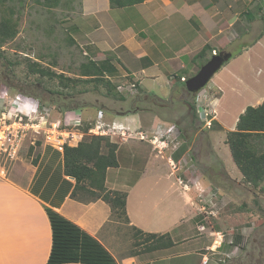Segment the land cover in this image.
<instances>
[{"label":"crops","instance_id":"obj_1","mask_svg":"<svg viewBox=\"0 0 264 264\" xmlns=\"http://www.w3.org/2000/svg\"><path fill=\"white\" fill-rule=\"evenodd\" d=\"M76 16L73 36L85 55L112 67L115 83L136 81L132 94L109 96L120 100L122 108L125 103L132 106L124 111L98 103L70 105L67 100L60 105L54 99L48 106L60 114L55 122L69 113L80 118V127L90 124L88 134L107 135L117 143L118 166L106 170L105 186L126 192V225L167 232L174 245L135 255L118 252V224L109 204L70 197L75 180L64 174L62 147L43 134L29 160H22L11 177H0V264H46L51 227L45 206L96 237L118 264H214L212 255L229 250L218 222L222 215L198 193L188 195L198 184L192 165L197 156L204 157L207 168L215 157L220 159L204 131L211 129L212 120L226 139L245 108L264 99V0H144L119 8H112L109 0H80ZM206 44L228 56L204 88L209 124L198 120L197 111L192 114L184 98L170 102L173 94L187 90L185 80L213 54L193 60ZM58 108H65L64 113ZM177 127L179 135H171ZM75 129L81 140L84 132ZM189 151L194 152L192 160L187 159ZM233 168L237 173L232 170L225 179L231 189L245 184L238 167ZM182 169L180 179L177 172ZM173 176L178 183L170 180Z\"/></svg>","mask_w":264,"mask_h":264},{"label":"rangeland","instance_id":"obj_2","mask_svg":"<svg viewBox=\"0 0 264 264\" xmlns=\"http://www.w3.org/2000/svg\"><path fill=\"white\" fill-rule=\"evenodd\" d=\"M10 5H12L10 2L0 5V19L8 14ZM78 9V0H61L57 6H47L35 0H25L13 15L17 21L18 32L13 39L0 47V117L1 113L5 112L9 122L15 119L11 117L13 115L11 112L14 111V106L17 104L16 97L21 95L33 99L38 104L36 113L32 115L33 122L38 121L39 123L41 118L44 122L41 121L42 125H39L41 128L39 134H36L33 129L27 132L16 159L0 157V177H11L14 170L23 163L22 160H29L32 148L37 144L36 141L42 140V128L53 124L60 117L57 109L48 106L51 99L60 105L64 100H67L70 105H97L98 103L106 108L114 110L121 108L120 110L124 111L129 110L132 106L131 103H125L123 108L120 107L121 101L106 95V88L100 83L83 82L73 89H64L58 85L57 78L41 77L29 70L30 63L39 62L43 66H48L56 72L64 74V76L81 78L77 75L79 66L81 62L87 60L88 55H85L73 36L72 24L77 17ZM202 64L198 65V69ZM220 70L221 68L209 81ZM206 85L201 89L204 98ZM201 90L195 93L186 90L181 95L173 94L170 102L184 98L196 107L198 120L201 121L197 107L202 103L198 101L197 96ZM59 91L61 93H58ZM25 92L33 93L39 100L25 95ZM172 106L169 103L168 107L172 108ZM206 107L209 110L208 105ZM169 111L172 113V109ZM22 112L23 115L20 116L22 119L31 118L27 110ZM93 112L95 113L94 109ZM176 129L171 135H179L178 127ZM204 131L210 136L212 148L220 159L215 157L214 164L207 168L206 163H202L204 157L197 156L198 160L193 163L192 169L196 173L198 184L197 187H190L191 191L187 193L191 197L198 193L199 196H203L201 199L205 198V203L208 199L210 208L216 210L217 214L219 212V216L222 215L218 222L223 224L225 229L223 231L224 242L229 250L222 254L212 255L211 257L215 260L214 264H264V189L253 187L248 183L231 189L230 183L226 181L229 180L228 176L232 175V170L234 174L237 173V170L233 168L235 163L232 160L229 146L225 142V134L216 125ZM199 135L198 139L203 136V133H199ZM259 147L264 149L262 144ZM187 156L188 160H192L194 152L189 151ZM177 173L178 177L182 179L180 176H183L185 171L182 169ZM170 180L178 183L175 176ZM177 188L181 192L184 190L182 184H178ZM209 216H211L210 219L214 217L213 215ZM112 219L115 224H118L116 225L118 232L115 243L117 251L132 253L136 248L132 229L126 225L127 222L123 217H113ZM203 223L206 224V221ZM208 223H213V220H208Z\"/></svg>","mask_w":264,"mask_h":264},{"label":"trees","instance_id":"obj_3","mask_svg":"<svg viewBox=\"0 0 264 264\" xmlns=\"http://www.w3.org/2000/svg\"><path fill=\"white\" fill-rule=\"evenodd\" d=\"M35 1L47 6H57L61 0ZM78 1L80 4V0ZM143 1L109 0V4L112 8H119ZM5 2H10L12 5L8 6V14L0 19V47L17 34V21L13 18V15L25 0H0V5ZM70 40L73 42L71 38ZM211 51V46L206 44L193 56V60L206 57L207 52L211 53ZM104 67L88 57L79 66L77 75L81 78L64 76V74L58 73L48 66H43L39 62L30 63L29 70L41 77L57 78L58 85L64 89H73V87L83 82H96L106 88V95L122 98V94L117 90V83L110 79V75L115 70L112 67ZM58 93H61V91ZM25 95L39 100L31 92H25ZM190 107L192 114L195 115V106L190 104ZM64 110L65 108H58V111L62 114ZM210 125V128L216 125L217 128L221 129V126L215 120H212ZM89 127H91L90 124L79 127L84 132V136L76 145L67 143L62 145L64 174L75 180L70 197L81 202L102 199L109 204L112 218L123 217L128 223L126 192L108 189L105 186L106 170L109 167L118 166L116 154L118 145L116 142L111 141L107 135L88 134ZM263 140L264 99L256 106L249 105L245 108L238 117L236 129L228 131L225 139L232 160L242 173L244 182L261 189H264V149H261L259 145H264ZM36 143L39 144L40 142L36 141ZM32 163L36 164V158L32 159ZM44 209L51 227V249L46 264H118L114 256L96 237L52 208L45 206ZM131 229L133 231L134 246L137 248L133 250V255L174 245V241L167 232H144L134 226Z\"/></svg>","mask_w":264,"mask_h":264},{"label":"built area","instance_id":"obj_4","mask_svg":"<svg viewBox=\"0 0 264 264\" xmlns=\"http://www.w3.org/2000/svg\"><path fill=\"white\" fill-rule=\"evenodd\" d=\"M212 53L214 54L216 52L212 51ZM182 80L184 81L185 78L183 77ZM136 88V81H128L125 83L117 84V90L121 94H132L136 90ZM197 96L198 101H200V103L202 102V104H198L200 117L205 119V123L209 124L210 119L208 117L210 112L205 105V98L203 97L202 93H199ZM16 100L17 104L14 106V111L11 112V114H13L11 117H14L15 119L9 122V118H7L5 112H2V115L0 117V157H6L7 159H16L18 157L22 141L30 129L35 130L36 134H39L41 129L39 127L38 121L33 122L32 120V115L33 113H36L38 104H36L33 99L23 97L21 95L17 96ZM26 110L28 111V114L31 118L22 119L20 117L21 115H23L22 111ZM100 113L101 112L99 111L98 116H100ZM81 124L82 121L80 120V118H73L69 113H65L62 120L44 126L42 129L46 139H48L49 141H53L60 147H62L64 143L71 145L80 141V136L78 137V134L76 133L77 130L75 128L78 129ZM96 127H98V130L101 129L100 125L95 126V128ZM90 131H94V129H91Z\"/></svg>","mask_w":264,"mask_h":264},{"label":"water","instance_id":"obj_5","mask_svg":"<svg viewBox=\"0 0 264 264\" xmlns=\"http://www.w3.org/2000/svg\"><path fill=\"white\" fill-rule=\"evenodd\" d=\"M227 55L222 52L212 54L198 69V71L185 80V88L190 93H195L201 90L211 79V77L218 71Z\"/></svg>","mask_w":264,"mask_h":264}]
</instances>
